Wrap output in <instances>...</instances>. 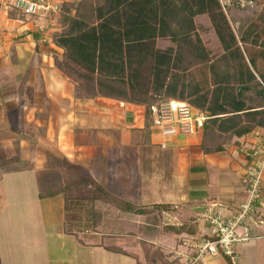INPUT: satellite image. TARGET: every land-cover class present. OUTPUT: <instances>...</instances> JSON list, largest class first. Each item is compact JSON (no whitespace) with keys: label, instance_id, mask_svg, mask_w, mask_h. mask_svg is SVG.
Wrapping results in <instances>:
<instances>
[{"label":"crops","instance_id":"crops-1","mask_svg":"<svg viewBox=\"0 0 264 264\" xmlns=\"http://www.w3.org/2000/svg\"><path fill=\"white\" fill-rule=\"evenodd\" d=\"M45 19H29L15 11L0 12L1 248L3 244L8 250L10 246L5 244L11 241L6 235L10 224L5 226L4 222L20 220L25 216L20 210L30 204L46 202V209H53L54 202L62 198H42L46 192L42 182L50 183L57 172L66 179L67 167L74 166L128 203L168 204L176 209L163 213L161 231L149 236L142 229L146 225L144 217L121 214L117 209V216L112 217L105 208L100 211L95 205L102 215L99 226L95 232L87 231L88 224H78L86 227V233H75V248L90 250V256L121 257L114 264H139L137 244L159 247L164 243L161 250L171 264H186L176 254L183 252L190 260L196 257L197 249L190 242H200L209 232L208 224L199 221L205 207L214 203L233 208L247 202L245 155L241 148L251 135L237 138L225 151L208 153L202 145L204 126L193 135L164 137L154 129L153 109L148 112L144 106L104 97H78L76 83L55 64L64 53L49 40L55 21L40 25L43 30L34 26V22L41 24ZM4 173L17 176L15 179L22 175L32 178L34 188H38L28 189L21 180L9 186L3 181ZM255 205L247 224L250 240L237 246L235 264H264V188L262 199ZM45 217L53 222V215ZM187 223L195 226V234L162 231L165 226L180 228ZM104 228H110L108 233ZM15 248L18 246L11 247L7 254L0 252L4 264H18L19 259L24 264ZM197 264L228 262L218 254L205 256Z\"/></svg>","mask_w":264,"mask_h":264},{"label":"trees","instance_id":"trees-1","mask_svg":"<svg viewBox=\"0 0 264 264\" xmlns=\"http://www.w3.org/2000/svg\"><path fill=\"white\" fill-rule=\"evenodd\" d=\"M252 1L261 7V10L258 18L240 38L241 43L259 48L252 55L250 50L254 48L246 47V54L252 67L250 69L243 58L237 36L231 30L219 0H203L206 14L212 20L215 33L224 51L229 53L234 61L238 57L241 59V64L233 67V80L227 83L223 81L225 75L223 70L221 73L212 70L215 74L213 85L216 86L213 91L209 90V82L205 79L201 80L200 75L195 76L199 78V81L190 82V84L184 82L181 87L182 92L177 97L174 95L178 89L177 86L167 88L173 94L153 101L144 98L136 99L135 96L130 99L126 90L128 85L133 95L138 94L136 91L141 87L142 74L150 68L146 63L152 58L154 61L151 67L156 72L162 73L164 78L172 68L181 70L185 64L189 67L191 75L196 73L195 68L200 66L202 60L207 57V51L203 45L192 43L189 37L190 32L195 29L193 22L195 11L188 0H96L99 4L92 5L89 2L91 7L86 12L82 11L86 3L83 0L65 2L62 5L59 20L66 28L61 29V32L57 34L58 38L54 39V43L63 49L64 53L61 59L56 58L55 64L76 83L77 95L80 98L115 99L144 106L148 112L167 101L190 104L208 117L203 127L204 150L208 153L222 152L230 146L234 138H243L256 131L264 132V0ZM176 23H179L178 28H175ZM167 37L179 45V55L176 60L170 51L160 53L156 57L153 55L152 46L155 40ZM137 53L145 56L142 59H136ZM128 69H130L129 76H127ZM228 71L229 69L226 73H229ZM255 72L256 75H254ZM126 81H130L129 84ZM189 87L192 92L185 96L183 93ZM147 115L149 121V113ZM73 168L77 170L73 181H69L60 189L44 192L41 197L52 198L64 195L65 211H75L74 215L78 222L81 220L87 222V231L96 232L101 220V213L94 209L96 201L113 205L121 214L144 217L146 225L142 229L144 228L143 231L147 233L144 234L149 236H155L161 231L163 213L176 211L168 204L137 206L128 203L103 190L101 185L80 169L74 166ZM87 183L96 188L92 189L91 203L81 204L79 211L76 203H68L69 197L66 190L69 186L78 189ZM83 209L86 211L85 216L82 215ZM190 226L186 228L185 226L180 228L165 226L163 231L195 234V226ZM144 246H146L145 242ZM146 256L152 262L157 260L161 262L162 258L167 260L165 254L162 257L156 256L155 253L148 255L146 252ZM227 259L228 264H232L229 258ZM161 264L169 263L164 261Z\"/></svg>","mask_w":264,"mask_h":264},{"label":"rangeland","instance_id":"rangeland-1","mask_svg":"<svg viewBox=\"0 0 264 264\" xmlns=\"http://www.w3.org/2000/svg\"><path fill=\"white\" fill-rule=\"evenodd\" d=\"M83 1L86 2L82 7L83 12L84 11L86 12L90 9L91 5L89 2H91L92 5L99 4L96 3V0H92V1L83 0ZM188 1L192 6L193 10L195 11V17L193 19L195 29L192 30V32H190L189 37L191 38L192 43L194 44L198 43L204 46V48L207 51V57L202 60L203 62L200 63V66H197L195 68L196 73H193V75H191L189 67H186L187 64H185L184 67H181L182 68L181 70H176L172 68V70L169 71V74L165 78L162 73L160 74L159 71L156 72L153 69V67H151L154 59L153 58L149 59L146 64H149L150 68L145 73L142 72L143 73L141 80L142 84L141 87L137 88L136 91L138 92V94L136 93L133 95L131 93V90H129L128 88L129 86L126 85V90L129 93L130 99H132V97L134 96L136 99L144 98L148 101H153L157 98L164 99V97L165 98L168 97V94H173L170 93L171 91L167 88L176 87V86L178 89L176 93H174V95L175 97H177L182 92L181 87H183L184 82L190 84V82L199 81V78H195L196 75L202 76L201 80L205 79V81L209 82V86H210L209 90L213 91L216 86L213 85L215 74L213 73L212 70H214L216 73H221L223 70L225 73L223 81L225 83H227L229 80H233V75H232L234 74L233 67H235L236 64L240 65L241 59L238 57V59L234 61V59L230 56V54L229 53L227 54V52L224 51V48L220 44L218 37L215 33L212 20L210 16L206 14L203 0H188ZM219 3L224 15L226 16L229 22L231 30L237 36L238 44L242 51L243 58L247 62L249 68L252 69L249 63L248 54H246L247 51L246 47H248L249 49L254 48L250 50L252 55L255 54L257 52V49L259 48L256 46H252L251 44L246 45L241 43L240 38L243 32L248 31L247 29L250 27L252 22H254V20L258 18L261 7L256 5V3L252 0H219ZM52 21H55V24L51 28L49 27L51 30L49 33V40L53 42L54 39L58 38L59 35L57 36V34L61 32L60 28L62 29L66 28V26L63 27L61 25L59 17L53 16L47 18L45 20H42L41 24L38 22H34L35 24L34 26L36 28L39 27L40 25L46 26L48 22L50 23ZM159 26L160 25H158V27ZM178 27H179V23H176L175 28ZM174 42L171 40L170 37L156 39L153 46L151 45L153 47L152 50L154 51L153 55L156 57L157 55H160V53L170 51L172 57L174 58V60H176V57L179 55V47H178L179 45H176V43ZM143 56L145 55L143 54ZM143 56L142 53L141 55L138 53L135 54L136 59L139 58L142 59ZM228 69H229L228 72L230 74L226 73ZM129 70L130 69L127 70V76H129ZM254 75H256V72ZM220 79L222 82V78ZM258 81H260L259 78ZM126 82L129 84L130 81H126ZM191 92L192 89L189 87V89L187 88L185 89L183 94L187 96V94ZM154 129L157 128L154 127ZM158 133L162 135L160 130L158 131ZM236 139L237 138H234L230 142V146L235 144ZM244 160L246 164V157L244 158ZM67 171L69 172L68 178L65 179L64 177H62L63 173L57 172V174L52 175L51 179L49 180L50 183H48L45 180L44 182H42V189L46 190L47 192V189L49 188H51L50 190L60 189L62 186L66 185L69 181H71L75 177L74 174L75 172H77V170L74 169L73 166H68ZM16 177L17 176L15 175L6 176L4 173L3 181L10 186L11 184H14L16 181L21 180L22 183L24 181L25 184L24 183L23 184L25 187L27 186L26 188L28 189L36 190V188H38L37 186H35L34 188V184H32V178H28L27 176H23V175L20 176L21 177L20 179L19 178L15 179ZM99 185H101V187L104 188L103 190H106V188L102 186V184ZM94 188H96V186H92L89 183L83 184L81 188L78 189H74L69 186L68 190H66V193H68L67 196L69 197L68 203L69 204L76 203L78 205V206L76 205V207L80 211L81 204L88 205L91 203L92 201L91 197L93 195L92 189L94 190ZM60 197L62 198L61 202L58 203L54 202L55 203L53 205L54 208L53 209L50 208L52 211L49 209L51 211L50 212L51 214L49 215L50 217L48 216L49 210L46 209V202H42L41 204H39L38 202L36 204H30L25 208H23L22 210H20V213L22 215L25 214V216L21 217V219L18 220L17 222H11V223L4 222L5 226H8L10 224L9 226L10 228L7 229L6 235L9 236L10 238L9 240L11 241L9 242V244H5L6 246H10L8 250L6 249V247H3V244H2V248L0 245L1 248L0 252L7 254V252L11 251L10 249L11 247L14 248L15 245H17L18 248L15 249L19 251L20 254L18 253V256L20 257L22 256L21 261L24 262V264H95V263L101 264L103 262L104 263L107 262L108 264H114L115 261L117 262L118 260H120L121 257L119 256L116 257L113 254H111L112 256L106 255V257H102L103 255H100L101 257L99 256L96 257V256H90L91 254L90 250L84 248H78V247L75 248V246H77L78 244V241L74 239V236L76 237V234L78 233H86L85 232L86 227L82 225L78 226V224L83 223L84 225L87 224V222L81 220L78 223V221L76 220L77 217H75L74 215L75 211L74 212L72 210L65 211V196L60 195ZM50 203L51 202H48L47 204ZM102 203L103 202H95L94 204L96 205L95 208L100 211L102 210V208H105L107 214L110 213L112 217L113 216L115 217V215L117 214L116 208L114 209L113 205H111L110 207L105 203L104 204ZM76 212L78 213V211ZM82 212H83L82 215L85 216V212H86L85 209H83ZM33 214L34 216H32ZM45 215L49 218H51L53 215L52 217L53 222L52 220L48 221ZM49 223H51V225H49ZM190 225L191 224L187 223L184 225L185 227L184 226L183 227L186 228L189 227ZM109 229L104 228V231L108 233ZM189 229L191 230V228ZM13 238L15 241L18 242L17 244L13 242L14 241ZM161 244H162L161 246L159 244L157 245L159 247H155L153 244H147V243L146 246L143 245L139 246L137 244L136 251L140 253V255L137 254L138 257H136V261H138L139 264H161V262L164 263V261L171 264L170 263L171 259L169 260L167 258V260H165L162 258L164 257V251H162L164 250V245H163L164 243ZM31 245L33 246L37 245V247L36 248L34 247L33 249ZM154 247L157 249L153 250ZM146 252L148 255H151V253H155L156 256L157 255L162 256L160 257L162 258L161 262L158 260L157 262L150 261L148 259V256H146ZM184 255L185 254L183 252H179L178 254H176V256L180 257V259L182 258L186 261L187 264H190V262L193 261V259L190 260L189 258H185ZM172 256H173L172 260L174 261L177 260L174 253ZM221 256L224 257L228 262L227 259L228 257L224 255ZM128 261L130 262V260ZM229 261L231 262L230 258ZM0 262H1L0 264H4V262H2L1 260ZM18 264H21L20 259L18 260Z\"/></svg>","mask_w":264,"mask_h":264},{"label":"built area","instance_id":"built-area-1","mask_svg":"<svg viewBox=\"0 0 264 264\" xmlns=\"http://www.w3.org/2000/svg\"><path fill=\"white\" fill-rule=\"evenodd\" d=\"M62 5L63 0H0V12L15 11L29 19L59 17ZM39 29L43 30L41 26ZM152 109L155 113L153 126L164 137L193 135L208 118L190 104L180 101L163 102ZM241 150L246 157L244 182L248 200L233 208L214 203L205 207L199 221L208 224L209 232L200 242H190V246L197 249V255L190 264H197L205 256L218 254L230 258L235 264L237 246L250 240L247 224L254 215L256 202L262 199L264 188V134L254 132Z\"/></svg>","mask_w":264,"mask_h":264}]
</instances>
